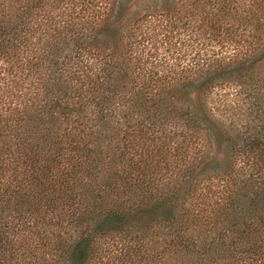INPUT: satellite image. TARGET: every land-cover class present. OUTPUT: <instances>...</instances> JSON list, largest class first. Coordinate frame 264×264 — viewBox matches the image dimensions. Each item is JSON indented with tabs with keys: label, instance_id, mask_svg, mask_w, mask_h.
I'll return each mask as SVG.
<instances>
[{
	"label": "trees",
	"instance_id": "16d2710c",
	"mask_svg": "<svg viewBox=\"0 0 264 264\" xmlns=\"http://www.w3.org/2000/svg\"><path fill=\"white\" fill-rule=\"evenodd\" d=\"M0 264H264V0H0Z\"/></svg>",
	"mask_w": 264,
	"mask_h": 264
}]
</instances>
